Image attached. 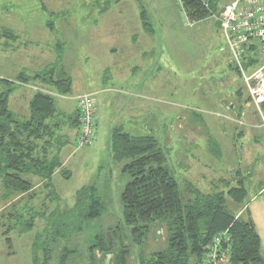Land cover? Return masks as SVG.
<instances>
[{
	"label": "rangeland",
	"instance_id": "1",
	"mask_svg": "<svg viewBox=\"0 0 264 264\" xmlns=\"http://www.w3.org/2000/svg\"><path fill=\"white\" fill-rule=\"evenodd\" d=\"M232 1L215 0L210 17L190 23L179 0H0V25L17 37L15 42L8 41L7 48L0 49V79L15 80L23 71L31 75L32 65L54 60L53 45L60 42L63 45L60 63L72 77L73 95L89 92L84 84L85 76L103 71L107 76L105 95L109 97V102L100 108L104 120L97 125L98 136L93 145L77 147L71 137L74 130L68 126L64 132L57 133L64 137L59 139L63 142L62 161L52 176V188L46 190L42 182L33 179L37 197L32 201L27 195L5 198L0 185V226L5 225L0 227V264H33L34 258L41 264L42 252L36 245L47 240L53 216L64 217L68 210L71 214L77 193L88 186L96 188L106 209L102 218L90 222L67 244L76 251L75 264H83L87 247L98 232L108 234L107 229L122 222L120 195L125 177L110 154L106 129L111 123L122 125L133 135L154 137L168 153V166L176 171L178 182H191L209 193L213 183L225 193L226 187L220 184L223 179L234 186L235 173L241 174L231 162L234 138L226 137L217 157L211 144L215 122L202 123L191 112L206 107V101L199 99L201 89L211 91L213 82L219 78L228 76V81L231 78L241 83L240 77L222 59L226 44L217 23L222 8ZM202 80L207 83L202 84ZM17 92L10 96L9 107L17 114H24L29 91L22 88L20 95ZM129 103L133 108H142L130 111ZM71 104H65L68 113L72 112ZM261 109L264 119V107ZM179 114H183L182 127L178 123ZM256 117L262 125V118ZM205 130L207 138L203 136ZM249 141L246 137V144ZM240 146L241 141L237 143V152ZM60 170L69 172L70 178L63 179ZM257 182L264 183L263 171ZM51 191L54 199H43ZM26 199L31 203L28 209ZM41 202L45 207L41 208ZM12 205L18 211V216L13 218ZM241 207L242 204L232 202L228 208L236 213ZM6 215L9 223L3 221ZM28 224H31L29 228ZM162 236L151 235L142 248L143 253L161 250ZM113 243L118 245L116 241ZM126 245L131 249L130 242L125 243V248ZM140 250L134 249L130 262L135 263Z\"/></svg>",
	"mask_w": 264,
	"mask_h": 264
},
{
	"label": "trees",
	"instance_id": "2",
	"mask_svg": "<svg viewBox=\"0 0 264 264\" xmlns=\"http://www.w3.org/2000/svg\"><path fill=\"white\" fill-rule=\"evenodd\" d=\"M179 4L190 23L207 19L215 8V0H179ZM2 39L6 41L0 42V49L7 48L8 41L15 42L17 37L0 25V41ZM61 46L60 42L53 45L55 56L51 62L32 65L31 75L23 71L15 80L0 79V185L5 198L27 195L26 198L33 201L37 197L32 183L35 178L46 190L52 188V176L60 168L58 155L63 149L59 139L64 137L57 133L62 127L73 128L75 143L83 96L89 97L95 110L94 137L83 147L94 142L98 118L97 102L91 92L74 95L77 96L75 113L56 120L58 103L62 98L73 96L74 85L66 67L60 63ZM26 84L41 88L33 93L24 114H17L10 109L9 98L19 86ZM127 107H131L130 111L142 108H133L131 103ZM109 125L110 154L125 177L120 195L123 218L114 228L107 229L108 234L100 231L92 238V244L81 258L83 264H102L104 260V264H203L212 252L214 239L223 233L229 235L228 264H264L260 238L249 213L239 210L232 213L228 208L232 202L243 205L247 200L245 180L240 173H237L234 186L227 180L220 181L226 187L225 193L215 183L211 186L212 193L203 192L191 182H178L176 171L168 166V153L154 137L133 135L122 125ZM53 150L55 154L51 157ZM61 171L63 179L70 178L69 172ZM96 192L93 185L81 189L71 214L68 210L64 217L53 216L47 240L36 245L42 252L41 264H75L76 251L67 244L90 222L105 214V201ZM27 199L25 207L28 209L31 203ZM43 199L52 201L54 194L51 191ZM43 202L41 208L45 207ZM11 209L14 211L12 218L18 216L16 206L12 205ZM40 215H44L43 211ZM3 221L10 222L8 215ZM155 233L163 235V248L144 254L142 248L146 240ZM115 241L118 245L113 243ZM126 242H130L131 249L127 245L124 247ZM135 248L141 250L133 263L130 259ZM33 264H39L37 259L34 258Z\"/></svg>",
	"mask_w": 264,
	"mask_h": 264
},
{
	"label": "crops",
	"instance_id": "3",
	"mask_svg": "<svg viewBox=\"0 0 264 264\" xmlns=\"http://www.w3.org/2000/svg\"><path fill=\"white\" fill-rule=\"evenodd\" d=\"M222 59H224V61L226 62L227 67L232 69L229 65V57L226 52L225 55H223ZM219 76L221 77V74ZM222 78L225 79L222 80ZM84 80V84H86V86L88 87V91L95 95V99L97 102V121L99 124L102 120H104L103 115L100 112V108L102 107V104L104 102H109V97L105 95L108 91L106 89L107 84H104L105 81L107 82V76L103 73V71L101 73L91 72V74H87L85 76ZM240 82L241 83L239 84L235 83V81L231 80V78L228 81L227 76L221 77L219 78V81L213 82L215 86L211 88V91L207 90L208 88H202L199 99L206 101V107H197L195 111L191 112L196 117H198L199 120H202V123L211 124L215 122L216 130L214 132L215 134L213 133L214 135L212 136L213 139L211 144L216 151L215 154L217 157L220 156V148L222 142L226 139V137L228 138V135H230L234 138L236 145H231L230 147V155L232 158L231 162L236 165V171L240 169V175L245 180V189L251 191L253 190L252 193L250 191H247V200L244 201V204L239 209V212L241 213L243 211H247L249 213L255 230L260 238L261 249L262 253L264 254V183L257 182L262 171L264 172V127H262L261 123L256 117L257 114L255 108L247 95L245 86L243 85L242 81ZM201 83L205 84L207 82H204V80H202ZM22 88H26L29 91L26 97V103L28 105L33 96V93L41 88V86L34 84L21 85L18 88L19 91L17 90V94H19ZM76 98L77 96L74 95L71 97L62 98V101L58 103L59 107L57 108V121H59L61 115H63L62 117H66V115L69 116L75 113ZM21 99L24 98L21 97ZM141 100H143V98ZM69 102H72V104L70 105L72 112L70 113L65 111V104H68ZM262 107H264V103ZM181 115L183 114H179L178 116V123L180 125L182 120ZM27 116L28 115H26V117ZM98 127L94 142L96 141V137L98 136ZM109 129L110 125L106 129V134H108ZM61 131L64 132L65 127H62L59 132ZM207 134L208 131L205 130V135L203 136L207 138ZM199 135L202 134L200 133ZM74 136L75 131L71 134L73 140ZM246 137L250 140L248 144H246ZM239 141H241V146L239 147V152H237V143H239ZM54 154L55 151L53 150L51 157H53ZM58 156L61 162V153H59ZM235 175L237 176L236 173ZM258 183H260L259 186H257ZM250 187L254 189H251Z\"/></svg>",
	"mask_w": 264,
	"mask_h": 264
},
{
	"label": "built area",
	"instance_id": "4",
	"mask_svg": "<svg viewBox=\"0 0 264 264\" xmlns=\"http://www.w3.org/2000/svg\"><path fill=\"white\" fill-rule=\"evenodd\" d=\"M217 23L229 63L240 77L264 126L261 109L264 103V0H234L222 8ZM80 100L79 134L75 143L81 148L94 137L95 110L88 96ZM211 251L203 264H228L229 235H218Z\"/></svg>",
	"mask_w": 264,
	"mask_h": 264
},
{
	"label": "clouds",
	"instance_id": "5",
	"mask_svg": "<svg viewBox=\"0 0 264 264\" xmlns=\"http://www.w3.org/2000/svg\"><path fill=\"white\" fill-rule=\"evenodd\" d=\"M234 1V0H233ZM230 65V64H229ZM263 105V104H262ZM258 115V114H257ZM262 126H263V124H262ZM264 127V126H263Z\"/></svg>",
	"mask_w": 264,
	"mask_h": 264
},
{
	"label": "bare ground",
	"instance_id": "6",
	"mask_svg": "<svg viewBox=\"0 0 264 264\" xmlns=\"http://www.w3.org/2000/svg\"><path fill=\"white\" fill-rule=\"evenodd\" d=\"M81 148H82V147H81ZM81 148H80V149H81Z\"/></svg>",
	"mask_w": 264,
	"mask_h": 264
}]
</instances>
